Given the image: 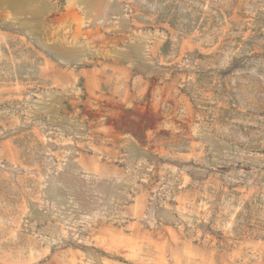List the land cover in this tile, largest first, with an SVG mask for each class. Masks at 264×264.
Wrapping results in <instances>:
<instances>
[{"label":"rangeland","instance_id":"rangeland-1","mask_svg":"<svg viewBox=\"0 0 264 264\" xmlns=\"http://www.w3.org/2000/svg\"><path fill=\"white\" fill-rule=\"evenodd\" d=\"M0 264H264V0H0Z\"/></svg>","mask_w":264,"mask_h":264},{"label":"trees","instance_id":"trees-1","mask_svg":"<svg viewBox=\"0 0 264 264\" xmlns=\"http://www.w3.org/2000/svg\"><path fill=\"white\" fill-rule=\"evenodd\" d=\"M61 2L64 1V0H60Z\"/></svg>","mask_w":264,"mask_h":264}]
</instances>
